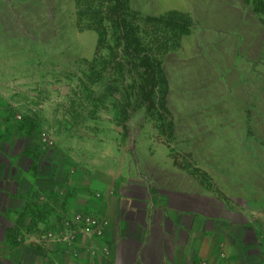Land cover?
I'll return each mask as SVG.
<instances>
[{"label": "rangeland", "instance_id": "374dc122", "mask_svg": "<svg viewBox=\"0 0 264 264\" xmlns=\"http://www.w3.org/2000/svg\"><path fill=\"white\" fill-rule=\"evenodd\" d=\"M176 1L131 3L141 16L157 17ZM243 2L250 13L252 0ZM240 31L192 24L189 37L159 56L164 89L156 87L150 102L134 99L130 81L113 91L106 80L87 83L85 60L93 58L97 36L77 27L73 0H0V101L7 114L0 123L45 148L57 133H73L80 147L92 148L94 163L106 156L113 174L120 166L129 176L163 170L262 213L264 25L248 22ZM144 69L136 63L131 75L138 79Z\"/></svg>", "mask_w": 264, "mask_h": 264}, {"label": "crops", "instance_id": "0c3cea01", "mask_svg": "<svg viewBox=\"0 0 264 264\" xmlns=\"http://www.w3.org/2000/svg\"><path fill=\"white\" fill-rule=\"evenodd\" d=\"M175 3L165 8L209 32L242 35L248 22L262 25L243 0ZM0 126V264H264V211L227 204L163 170L129 176L120 166L113 174L106 156L94 163L73 133H57L45 148ZM78 211L108 220L103 238L81 237L77 258L61 246L42 251L38 233ZM92 246H107L109 257H91Z\"/></svg>", "mask_w": 264, "mask_h": 264}, {"label": "trees", "instance_id": "16d2710c", "mask_svg": "<svg viewBox=\"0 0 264 264\" xmlns=\"http://www.w3.org/2000/svg\"><path fill=\"white\" fill-rule=\"evenodd\" d=\"M73 5L77 27L97 36L94 56L85 60L87 83L106 80V91H113L116 83L130 81L135 86V100H154L156 87L164 89L165 82L159 56L177 48L180 38L190 34L191 17L175 10L143 17L132 7L131 0H73ZM250 10L264 25V0H252ZM162 28L163 37L157 36ZM103 52L106 54L102 55ZM136 63L145 67L138 79L131 75ZM93 109L94 115L95 103Z\"/></svg>", "mask_w": 264, "mask_h": 264}, {"label": "built area", "instance_id": "2783aa9c", "mask_svg": "<svg viewBox=\"0 0 264 264\" xmlns=\"http://www.w3.org/2000/svg\"><path fill=\"white\" fill-rule=\"evenodd\" d=\"M107 226L108 220L102 215L92 212H74L69 216H62L51 228L38 233V245L42 251L61 246L64 254L77 258L79 239L83 237L89 241L100 240ZM87 251L91 257L98 253L105 258L110 255L107 246H102L100 249L92 246ZM90 264L95 263L92 261Z\"/></svg>", "mask_w": 264, "mask_h": 264}]
</instances>
